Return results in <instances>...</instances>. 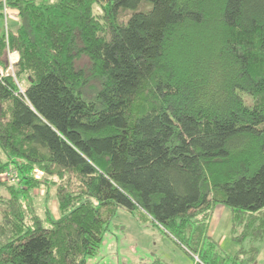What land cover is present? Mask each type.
Returning <instances> with one entry per match:
<instances>
[{
	"label": "trees",
	"instance_id": "obj_1",
	"mask_svg": "<svg viewBox=\"0 0 264 264\" xmlns=\"http://www.w3.org/2000/svg\"><path fill=\"white\" fill-rule=\"evenodd\" d=\"M5 3L27 84L21 95L12 78L0 81V176L18 174L0 200V264H88L119 209L192 264H258L264 0ZM3 9L0 0L4 25ZM93 81L95 97L84 98ZM42 188L58 218L37 213ZM218 207L230 250L214 237Z\"/></svg>",
	"mask_w": 264,
	"mask_h": 264
},
{
	"label": "rangeland",
	"instance_id": "obj_2",
	"mask_svg": "<svg viewBox=\"0 0 264 264\" xmlns=\"http://www.w3.org/2000/svg\"><path fill=\"white\" fill-rule=\"evenodd\" d=\"M37 1L38 3L51 2V0ZM129 15L130 13L127 12L123 16L128 19ZM0 25V32H2L4 25L2 23ZM8 25L15 28L16 22L13 13L9 14ZM78 65L80 67L89 65L88 58L81 59ZM21 83L26 86L27 81L22 80ZM97 87V82L93 81L91 86L83 92L84 98L95 97ZM4 185L7 184L0 178V200L9 198V193L3 188ZM51 192L54 196V190ZM32 197L36 211L40 216L50 212L55 218L59 217L56 199L47 192L46 188L36 190ZM0 214H2L1 207ZM0 221H2V215ZM215 224H218L216 230L214 229ZM212 227L215 230L214 237H218L224 248L230 250L231 244L228 242L230 218L228 211H225L223 207H218L213 213ZM259 249H261V256L258 264H264V246ZM157 260H161L162 264H192L168 236L161 231H154L153 228L139 224L134 216L124 209H119L117 217L109 226L100 252L88 264H153L158 262Z\"/></svg>",
	"mask_w": 264,
	"mask_h": 264
},
{
	"label": "built area",
	"instance_id": "obj_3",
	"mask_svg": "<svg viewBox=\"0 0 264 264\" xmlns=\"http://www.w3.org/2000/svg\"><path fill=\"white\" fill-rule=\"evenodd\" d=\"M4 28L2 30V33L5 34L6 41H7V59H8V66L7 68H3L0 66V81H3L7 78H12L18 88V94L24 95L26 92V86L21 83L17 79L16 70H17V64L19 62L20 56L16 51H11L8 47V37H9V25H8V18L10 11L8 7L6 6L5 0H4ZM17 171L13 169H9L5 174L1 175L0 178L4 182H15L17 180ZM43 176L42 173L37 172L36 173V179H40Z\"/></svg>",
	"mask_w": 264,
	"mask_h": 264
},
{
	"label": "crops",
	"instance_id": "obj_4",
	"mask_svg": "<svg viewBox=\"0 0 264 264\" xmlns=\"http://www.w3.org/2000/svg\"><path fill=\"white\" fill-rule=\"evenodd\" d=\"M1 33V32H0Z\"/></svg>",
	"mask_w": 264,
	"mask_h": 264
}]
</instances>
